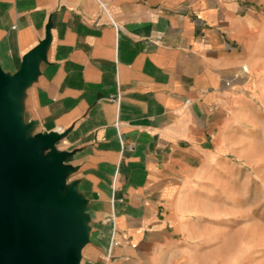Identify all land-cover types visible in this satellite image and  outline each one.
Returning a JSON list of instances; mask_svg holds the SVG:
<instances>
[{"label": "crops", "instance_id": "1", "mask_svg": "<svg viewBox=\"0 0 264 264\" xmlns=\"http://www.w3.org/2000/svg\"><path fill=\"white\" fill-rule=\"evenodd\" d=\"M48 23L23 117L66 130L90 216L79 264H204L197 192L226 187L255 118L264 0H0L4 70Z\"/></svg>", "mask_w": 264, "mask_h": 264}, {"label": "water", "instance_id": "2", "mask_svg": "<svg viewBox=\"0 0 264 264\" xmlns=\"http://www.w3.org/2000/svg\"><path fill=\"white\" fill-rule=\"evenodd\" d=\"M49 40L48 23L15 71L0 65V264H79L88 241L87 199L66 181L72 151L56 146L66 130L34 131L23 117Z\"/></svg>", "mask_w": 264, "mask_h": 264}, {"label": "rangeland", "instance_id": "3", "mask_svg": "<svg viewBox=\"0 0 264 264\" xmlns=\"http://www.w3.org/2000/svg\"><path fill=\"white\" fill-rule=\"evenodd\" d=\"M258 64L255 74L245 72L256 109L243 129L245 145L229 155L232 169L217 173L227 185L198 188L201 235L194 242L204 264H264V45Z\"/></svg>", "mask_w": 264, "mask_h": 264}, {"label": "built area", "instance_id": "4", "mask_svg": "<svg viewBox=\"0 0 264 264\" xmlns=\"http://www.w3.org/2000/svg\"><path fill=\"white\" fill-rule=\"evenodd\" d=\"M157 37H159V36H157ZM242 68H243L244 70L246 69V67H245V66H242ZM127 147H128V149H131V148H132V146H131V145H128Z\"/></svg>", "mask_w": 264, "mask_h": 264}]
</instances>
